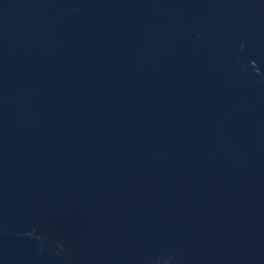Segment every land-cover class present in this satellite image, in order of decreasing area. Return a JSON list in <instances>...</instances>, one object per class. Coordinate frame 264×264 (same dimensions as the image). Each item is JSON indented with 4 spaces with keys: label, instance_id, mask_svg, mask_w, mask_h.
Instances as JSON below:
<instances>
[{
    "label": "water",
    "instance_id": "obj_1",
    "mask_svg": "<svg viewBox=\"0 0 264 264\" xmlns=\"http://www.w3.org/2000/svg\"><path fill=\"white\" fill-rule=\"evenodd\" d=\"M0 264H264V0H0Z\"/></svg>",
    "mask_w": 264,
    "mask_h": 264
}]
</instances>
